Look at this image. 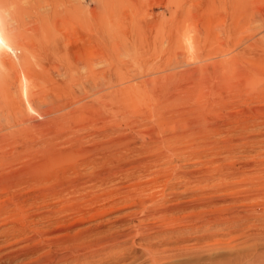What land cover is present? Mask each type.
<instances>
[{"label": "rangeland", "instance_id": "374dc122", "mask_svg": "<svg viewBox=\"0 0 264 264\" xmlns=\"http://www.w3.org/2000/svg\"><path fill=\"white\" fill-rule=\"evenodd\" d=\"M0 141V264L264 258V0H0Z\"/></svg>", "mask_w": 264, "mask_h": 264}, {"label": "bare ground", "instance_id": "6f19581e", "mask_svg": "<svg viewBox=\"0 0 264 264\" xmlns=\"http://www.w3.org/2000/svg\"><path fill=\"white\" fill-rule=\"evenodd\" d=\"M17 28V27H16ZM13 30V29H12ZM21 36V35H20ZM18 37V36H17ZM19 38V37H18ZM24 39H26V37L24 38ZM23 39V40H24ZM19 40V39H18ZM17 40V41H18ZM18 43H20V42H18ZM15 44H17L16 42H15ZM23 44V43H22ZM261 47V46H260ZM67 82H64V84H66ZM200 92V91H199ZM198 92V93H199ZM212 92V91H211ZM110 93V92H109ZM121 93V92H120ZM195 93V92H194ZM160 94V93H159ZM191 94H192V92H191ZM190 94V95H191ZM200 94V93H199ZM203 94V93H202ZM205 94H207V93H205ZM109 95V94H108ZM125 95V94H124ZM189 95V94H188ZM198 95V94H197ZM254 95V94H253ZM31 96L33 97H36V98H39V99H41L43 96H45V94H44V90L43 89H41L39 92H32L31 93ZM30 96V97H31ZM192 96H193V94H192ZM49 97H52L53 98V96L52 95H49ZM130 97V96H129ZM194 97V96H193ZM192 97V98H193ZM201 97H204V96H201ZM191 98V97H190ZM205 98V97H204ZM203 98V99H204ZM163 99V98H162ZM197 99H199V98H196V100ZM161 100V99H160ZM195 100V101H196ZM55 101H57V100H55ZM97 101H99V100H97ZM198 102V101H197ZM200 102V101H199ZM198 102V103H199ZM100 103V102H99ZM192 103H194V102H192ZM156 104V103H155ZM84 106V105H83ZM165 106V105H164ZM167 107V106H166ZM161 108H162V106H161ZM171 108V107H170ZM141 112V111H140ZM147 112V111H146ZM176 112V111H175ZM19 113V112H18ZM144 113V112H143ZM149 113H152V112H149ZM192 114V113H191ZM18 116H19V114H18ZM159 116H161V115H159ZM191 116V115H190ZM17 117V116H16ZM21 118H23L24 119V117H21L20 116V120H21ZM195 118V117H194ZM25 120V119H24ZM28 120V119H27ZM27 120H25V121H27ZM201 120V119H200ZM29 121V120H28ZM158 122V121H157ZM160 123V122H159ZM2 125V124H1ZM177 126H179V125H177ZM177 126H176V128H177ZM187 126V125H186ZM161 127V126H160ZM181 127V126H180ZM193 127H195V125L193 126ZM200 127V126H199ZM198 127V128H199ZM162 128V127H161ZM180 129V128H179ZM181 130V129H180ZM198 130V129H197ZM182 131V130H181ZM202 131V130H201ZM187 132V131H186ZM188 132H189V130H188ZM195 132H197V131H195ZM205 132V131H204ZM151 133V132H150ZM184 133V132H183ZM207 133V132H206ZM169 140V139H168ZM174 140V139H173ZM164 142V141H163ZM0 143H3L2 141H0ZM1 148H4L3 146H0ZM2 153H3V150L1 151ZM3 155H1L0 156V158L2 157ZM0 163H2L3 161H4V157H2L1 159H0ZM5 162V161H4ZM233 175V174H232ZM218 178V177H217ZM227 179V178H226ZM199 181L200 180H202V178L201 179H198ZM203 181H204V179H203ZM207 183V182H206ZM143 187V186H142ZM145 187V186H144ZM184 187V186H183ZM200 188V187H199ZM202 190V189H201ZM224 190V189H223ZM209 195V194H208ZM211 195V194H210ZM215 195V194H214ZM216 196V195H215ZM224 196H226V195H224ZM201 198V197H200ZM218 197L216 196L215 197V199H217ZM190 200V199H189ZM214 200V199H213ZM212 200V201H213ZM217 200H219V199H217ZM195 201V200H194ZM209 201H211V200H209ZM211 201V202H212ZM215 201V200H214ZM186 202V201H185ZM217 202H219V201H217ZM217 202H213L214 204L215 203H217ZM182 204V203H181ZM180 204V205H181ZM183 205V204H182ZM185 205V204H184ZM183 205V206H184ZM187 205V204H186ZM189 206H190V204H188ZM242 206V205H241ZM187 207V206H186ZM165 208V207H164ZM177 208V207H176ZM175 208V209H176ZM179 208V207H178ZM177 208V209H178ZM182 208V207H181ZM184 208V207H183ZM152 211V210H151ZM149 213V212H148ZM154 213V212H153ZM222 217V216H221ZM224 217V216H223ZM209 220H208V224H207V226H208V228L210 229V228H213V227H216L215 226V224H217V222H222V221H217L216 219H215V217L213 216V215H210V216H208L207 217ZM219 220V219H218ZM207 221V220H206ZM228 221H226L225 222V220L222 222L223 224L224 223H227ZM193 224V223H192ZM221 224V223H220ZM228 225V224H227ZM229 227V226H228ZM228 227H226V229H228ZM184 228V227H183ZM224 229V228H223ZM228 231V230H227ZM213 234H215V233H213V232H210L209 233V235H213ZM177 239V238H176ZM153 260V259H152ZM151 260V261H152ZM159 260V259H158ZM155 261V260H154ZM153 262V261H152ZM156 263V262H155ZM215 264V263H214ZM231 264H264V258L260 255V254H254V255H251L250 257H248V258H246V259H243V260H241V259H237V260H235L234 262H232Z\"/></svg>", "mask_w": 264, "mask_h": 264}]
</instances>
